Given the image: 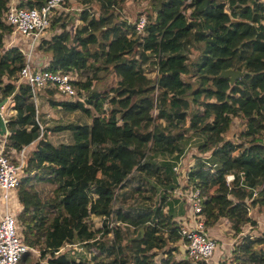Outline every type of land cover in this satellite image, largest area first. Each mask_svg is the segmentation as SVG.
<instances>
[{
    "label": "trees",
    "instance_id": "trees-1",
    "mask_svg": "<svg viewBox=\"0 0 264 264\" xmlns=\"http://www.w3.org/2000/svg\"><path fill=\"white\" fill-rule=\"evenodd\" d=\"M9 1L0 0V103L13 98L14 111L7 147L15 155L36 144L17 192L30 248L20 262L29 264L36 249L35 264H206L183 254L188 205L175 193V167L195 148L183 188L200 191L206 227L226 219L239 238L237 264H264V233L252 234L251 214L264 210V0H141L154 11L142 31L122 15L127 0H76L83 8L73 32L71 16L54 18V10L60 30L39 44L51 57L46 69L85 75L73 83L88 92L49 101L66 117L79 115L45 128L82 137L59 144L40 138L36 102L20 78L23 50L5 49L14 31L4 18ZM225 69L244 74L232 84ZM101 71L118 79L107 91L94 89ZM237 120L234 140L227 134ZM68 245L88 255L60 252Z\"/></svg>",
    "mask_w": 264,
    "mask_h": 264
},
{
    "label": "built area",
    "instance_id": "built-area-1",
    "mask_svg": "<svg viewBox=\"0 0 264 264\" xmlns=\"http://www.w3.org/2000/svg\"><path fill=\"white\" fill-rule=\"evenodd\" d=\"M62 2L63 0H47L40 8L9 5V9L4 16L6 22L14 29L13 35L11 36L13 38L23 36L29 42L26 49L20 47L25 57L24 66L20 71V78L21 82L31 88L32 95L35 99L37 120L41 127L40 138L46 135V129L39 120L38 102L40 91L45 90L47 85L52 84L59 89L62 97L67 99H81L73 83L75 80L73 73L54 72L44 69L46 66H39L33 59L35 48L39 45L41 38L46 35L50 27L54 10H57ZM146 22V16H141L135 22L137 30L142 31ZM0 115L5 117L2 109ZM8 134H0V188L3 192L1 199L4 202V208H2L0 215V264H20L22 256L30 248L25 243L22 228L17 218L18 212L13 213L9 206L11 192L17 193L20 188L23 168L27 165V147H24L20 153L12 155L13 153L8 151L7 147ZM181 163L175 167V170L183 179L186 174L183 173L182 176L180 172L182 168ZM226 179L227 183L230 184L235 180V176L229 173ZM184 195L190 207L189 214L183 218V228L181 231L186 256L194 261L212 264L210 260L213 259L218 248L217 240L207 230L202 215V197L200 191L185 192Z\"/></svg>",
    "mask_w": 264,
    "mask_h": 264
},
{
    "label": "rangeland",
    "instance_id": "rangeland-1",
    "mask_svg": "<svg viewBox=\"0 0 264 264\" xmlns=\"http://www.w3.org/2000/svg\"><path fill=\"white\" fill-rule=\"evenodd\" d=\"M28 0H10L9 1V5H22V4H27ZM122 15L124 18H127L129 21L131 22H136L137 20L140 19L141 16H147V14H153L154 15V11L151 9L149 3L147 1H141V0H127L123 6H122ZM83 8L82 4H80L79 2H77L76 0H63V2L61 3V5L59 6V8L57 9V14L55 15L54 18H58L60 15H62L63 17L66 14H69L71 16L70 19H68V22L70 23V29L73 32L75 29V26L78 24H81L79 20H76L75 17L77 16V14L81 11V9ZM61 23L59 22L58 25L53 23L51 24V26L48 28L46 35H45V39L46 38H50L53 34H55L56 32H58L60 29H58L59 25ZM53 29V31H52ZM11 35L13 34H7L5 36V49H8L12 46H19L22 49H26V46L29 45V42L27 41V38L23 37V36H17V37H12ZM42 39V38H41ZM41 41V40H40ZM40 44V42H39ZM4 49V50H5ZM50 56V54L48 52H45L43 49H40L39 45L35 48L34 50V62L36 63L39 60V63L43 62V60L48 59V57ZM192 58L194 60V64L192 65V69L193 71L196 70V63L195 61L199 60V52L194 51L192 53ZM48 63V62H46ZM47 66V65H46ZM46 69V67L44 68ZM48 70V69H47ZM73 76L75 77V80L78 79V81H85L86 80V76L79 74V73H73ZM188 79V77H187ZM118 79L113 75H106L104 72L101 71L99 79H95L94 81V89L95 90H101V91H107L106 87L107 86H114L116 84V81ZM76 87V86H75ZM77 92L80 93H85V94H81L80 97L83 98V96L87 97L88 96V92L84 91L83 89L79 90V87H76ZM40 97H39V102H38V110H39V120L40 123L45 127V128H53L54 126H58L60 124H66L68 122L71 121H77L79 115H70L68 117L62 115L60 112H58L56 109H54L51 104H49L50 100H53L54 98L56 100H68L67 98L62 97V95H60L59 89L57 88V94H47L46 92V88L43 91H40L39 93ZM2 110L4 112V119L6 120L7 118H9L13 113V98H9L2 106ZM77 116V117H74ZM85 115L80 116L81 118H83ZM92 122L91 120H88ZM7 122V120H6ZM235 124H241L242 122H239L238 120L234 122ZM231 126V131H229V133L227 134L228 138H232V139H237V135L239 133L240 130V126L236 124V126L234 125ZM74 135H71L70 132L68 131H62V132H54V131H50V132H46V137H48L47 139L55 142L56 144L61 143L62 141L64 142H71L74 140H82V137H73ZM34 145L30 148H28L26 150V156L28 158L29 155H31V153L34 151ZM193 152H195V150H192L188 153V158H192L193 156ZM191 156V157H190ZM187 158V159H188ZM180 172L183 173L185 172V170H183V168H181ZM23 174V173H22ZM179 183L181 184V186L176 190V193L185 198L184 193L188 192V189H184V178L182 179L181 177H179ZM41 186V184H39V187ZM48 187L46 188V192L47 193V197L52 195L51 192V185H47ZM3 195L2 189L0 188V215L2 213V208H4V202L1 199ZM16 195V193L11 192V197H10V210L14 213L16 212L17 208H19L21 206L22 209V205L19 201V199L14 196ZM2 202V204H1ZM3 205V206H2ZM252 216L256 218L257 221H260V223H258L257 228L252 229V234L253 235H261L262 233H264V210L257 208H252L251 210ZM19 220V219H18ZM20 222V221H19ZM99 224V223H98ZM97 224V225H98ZM229 226V224H228ZM22 228V226H21ZM249 231L251 230L249 227H246ZM245 228V229H246ZM231 234L228 235H223V237L227 238L230 240V242H233V245L236 242V240L239 238L235 237V232L232 230ZM248 231H244V233H240V235H244L245 233H247ZM210 235L212 237H214L211 233ZM231 237V239H230ZM229 242V243H230ZM182 243V241H181ZM221 242L217 241V247L219 246V249H222L221 246ZM218 249V248H217ZM216 249V251H217ZM182 250L185 251V247H182ZM33 251V255L29 261V264H35L38 262V260H40V251L39 250H32ZM233 251V250H232ZM60 252L63 253H67L70 256H74V257H79L80 253H84L86 254V256L88 255L87 251L81 247V245H73V246H65L63 249L60 250ZM80 252V253H79ZM219 251L217 252L218 255ZM184 254V253H183ZM216 254V252H215ZM185 256V254H184ZM222 256V255H221ZM186 258H188L187 256H185ZM222 257H217L216 259H220ZM226 262L220 261L219 264H237L236 259L233 258V255L231 253L230 256L226 257ZM42 264H46L45 261L41 260ZM21 263V262H20ZM210 263H212V260H210ZM22 264V263H21ZM28 264V263H27ZM213 264V263H212Z\"/></svg>",
    "mask_w": 264,
    "mask_h": 264
},
{
    "label": "crops",
    "instance_id": "crops-1",
    "mask_svg": "<svg viewBox=\"0 0 264 264\" xmlns=\"http://www.w3.org/2000/svg\"><path fill=\"white\" fill-rule=\"evenodd\" d=\"M50 56L48 57V59H46V60H43V62H41V63H39V60L37 61V64H39V66H46L48 63H46V62H49L50 61ZM234 123V122H233ZM72 135V134H71ZM46 136V135H45ZM73 137H78V136H73ZM46 138H48V137H46ZM77 139V138H76ZM76 141H78V140H76ZM34 145V149H35V147H36V144L34 143V144H32V145H30V146H27V149L28 148H30V147H32ZM192 150H195V152H193V156H192V158H188V154L185 156V158H188V159H183L181 162V167L183 168V170H187V168H189L193 163H194V156L196 155V154H198V151L195 149V148H192V149H190L189 150V152L190 151H192ZM188 152V153H189ZM191 157V156H190ZM185 173V172H184ZM185 181H186V176H184V183H185ZM14 196H16L17 198H18V196H17V193H16V195H14ZM187 205H188V210H187V215L189 214V204L187 203ZM21 210V206L19 207V208H17V212H19ZM252 214V213H251ZM186 215V216H187ZM185 218V217H184ZM255 218V217H254ZM256 219V218H255ZM258 223H260V221H258ZM228 221L226 220V219H220L217 223H216V225H214L213 227H210V228H207V230H208V232L209 233H211L213 236H214V238L217 240V241H219V242H221V246H222V249H219V246H218V249H217V251H216V254L214 255V257H213V259H212V263L213 264H219L220 263V261H223V262H226V257H228V256H230L231 255V253H232V250H233V248H234V245H233V242H230V240L229 239H227V238H225V237H223V235L225 234V235H228V234H231V233H233V232H231L232 231V229L230 228V225L228 226ZM249 227V226H248ZM250 228V227H249ZM246 231H249L247 228L245 229ZM230 239H231V237H230ZM230 242V243H229ZM182 247L185 245L184 244V242L182 241ZM185 247V246H184ZM219 251V253H218V255H217V252ZM183 253L185 254V256H186V250L185 251H183ZM222 255V256H221ZM216 256L217 257H222V258H220V259H216ZM228 264V263H227Z\"/></svg>",
    "mask_w": 264,
    "mask_h": 264
},
{
    "label": "water",
    "instance_id": "water-1",
    "mask_svg": "<svg viewBox=\"0 0 264 264\" xmlns=\"http://www.w3.org/2000/svg\"><path fill=\"white\" fill-rule=\"evenodd\" d=\"M244 72L243 71H236L234 69H225L221 72V76L225 77V78H230L231 79V83H235L241 76H243ZM6 102V100H4L3 102L0 103V111L1 108L3 106V104ZM8 133V129H7V122L4 119V117L2 115H0V134H7Z\"/></svg>",
    "mask_w": 264,
    "mask_h": 264
},
{
    "label": "clouds",
    "instance_id": "clouds-1",
    "mask_svg": "<svg viewBox=\"0 0 264 264\" xmlns=\"http://www.w3.org/2000/svg\"><path fill=\"white\" fill-rule=\"evenodd\" d=\"M2 109V108H1ZM190 209V208H189Z\"/></svg>",
    "mask_w": 264,
    "mask_h": 264
}]
</instances>
